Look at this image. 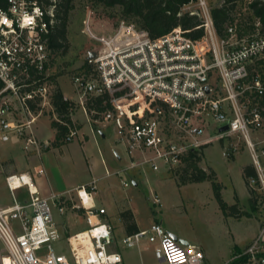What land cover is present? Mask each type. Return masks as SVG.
I'll return each mask as SVG.
<instances>
[{
    "label": "built area",
    "instance_id": "1",
    "mask_svg": "<svg viewBox=\"0 0 264 264\" xmlns=\"http://www.w3.org/2000/svg\"><path fill=\"white\" fill-rule=\"evenodd\" d=\"M194 1L199 10L191 9ZM252 1L242 3L245 12ZM185 7L201 18L198 27L204 32L199 38L181 26L152 37L127 19L99 34L91 27L89 11L84 32L96 44L85 52L72 77L77 99L64 98L80 107L92 124L113 127L131 157L129 167L148 166L156 172L182 166L191 152L207 144L205 135L213 120L219 135L245 140L257 172L249 183L260 182L264 193V74L257 69L264 65L262 21L256 17L251 31L240 34L236 18L221 36L207 0H192ZM53 24V6L45 9L39 0H7L0 7V141L18 137L26 151L43 147L32 130L39 115L48 111L60 120L52 101L58 82L49 73L54 64L48 43ZM96 97L103 99L105 109L89 113L88 102ZM14 112L20 119L12 116ZM74 114L65 144L79 132ZM225 125L228 129L221 131ZM5 181L13 202L0 206V240L6 253L0 264H124L119 244L134 247L142 239L155 244L154 255L161 262L205 264L200 246L183 243L160 222L116 241L107 209L95 204L86 185L76 188L78 200L72 207L84 210L87 228L65 237L55 210L65 213L69 198L41 195L30 172L10 173ZM122 183L130 186L125 179ZM22 188L28 192L25 202L17 198ZM153 199L161 204L158 195ZM61 240H66L68 253L57 250L55 243ZM232 262L264 264V225L257 237L222 264Z\"/></svg>",
    "mask_w": 264,
    "mask_h": 264
},
{
    "label": "rangeland",
    "instance_id": "2",
    "mask_svg": "<svg viewBox=\"0 0 264 264\" xmlns=\"http://www.w3.org/2000/svg\"><path fill=\"white\" fill-rule=\"evenodd\" d=\"M207 1L211 8L221 3L220 0ZM74 4L75 8L71 12L68 24V48L65 52L60 53V55L56 57L49 73L55 76L60 88H62L70 98L77 99V95L74 92L72 77L83 64L85 52L88 48L93 47V45L96 44V41L92 40L84 32V28H86L84 26V21L86 20L89 11H91V27L99 34L109 32L121 19H127L135 23L137 22L133 18H125L119 7H105L102 4H95L93 0H75ZM191 6V9L193 10L200 9L195 1ZM244 6V4L238 6V10L242 13L245 12ZM183 10L188 11L185 6L183 7ZM257 69L264 74V65H257ZM79 109L81 108H77L76 112H79ZM81 112H83L82 109ZM51 115V112L47 111L37 117L39 123L45 124L43 127L45 140H48L52 136L50 119L53 117ZM12 116L16 119H20L19 112H14ZM256 135L262 137L261 133H257ZM205 138L210 141L203 145L199 150L198 156L201 158L198 162L199 166L207 170V172L214 169L218 173L216 179L218 178L217 180H219L222 185L224 184L226 186L227 189L225 190L224 195L227 200L233 201V196H235V186L240 194L238 206L240 210L249 211V215L246 214L244 217L240 218H235L232 215H229L233 217V220L227 222L223 218L220 219L217 216V213H213L212 208L206 210L200 209L198 207L199 201L202 200V196H205L207 193V185L205 183H212L210 180L201 181L205 182L201 185H190L180 192L182 194V199H184L188 208L187 214H181L178 206L182 203V200L179 197V191L176 189V183H199V181H193L191 179L193 172L192 169H187L186 161L182 166L174 168L169 174H166V176L162 175L166 180H157L158 178L156 179V176H152L154 171L148 167V174H144L149 178L148 181L146 180L144 184L142 180H140V183L143 185L140 187V190L144 193H141L137 200L138 206L136 211L139 220L142 223L146 220H150V209L154 210L157 214L160 212L159 215L164 217L166 224L172 229L174 228L179 235H186V237L192 242H194L195 237H197L204 241L211 251L219 250L225 252L227 257H231L232 252H229V250L232 249L231 251H233L235 246L232 245L233 240L229 235L230 230L233 231V235L234 233L237 235L239 240L244 241L250 239L252 236L254 239L260 234L264 225V193L260 188V182L256 183L254 186H251L250 184V187L256 190L255 197L257 200V209H251L250 198L247 196L246 183L242 175L241 167L252 161V158L250 151L247 148V143L243 138L236 135H219L217 125L213 120H210ZM16 140V137L13 136L9 143H7L8 145L6 143H0V206L2 207L11 205V202L13 201L11 192L6 185L5 178L7 175L6 171H8L7 169L12 166L13 159H16L14 157H9L5 148L6 146L13 147L14 143L18 142V140ZM21 141H19L20 144L17 148L18 154L22 158V155H25L26 158H28L32 153L23 148ZM77 142L76 144H79L80 146L81 143ZM79 150H76V152L73 153L75 159L79 156L78 154L82 153L81 147ZM262 163L264 165V157H262ZM76 169L78 172L70 173L71 179L84 176L87 174L86 171H88L85 161L82 160L76 162ZM99 170L100 172H102V170L104 171L103 166H100ZM61 175L63 176V174ZM126 179H128L130 186L124 187L122 183L118 181L121 190L124 194L126 193L128 196L132 195L134 198L133 194H135L136 187L129 176H127ZM63 181L66 184L70 183L66 177H63ZM156 189L162 198L161 207L154 203L152 197V191H155ZM26 192L25 190L22 191L17 198L23 202L27 201L28 195ZM147 195H150V198H146ZM77 200L68 199L66 201V213H71L72 215L67 214V216L59 218V225L66 232L68 231L69 235L72 234L70 233V224H73L75 228V226L79 225L81 222L78 220L85 219L82 209L72 207L73 203L77 202ZM107 220L113 226L116 241H118L121 238L119 234V226L116 218L111 216L108 211ZM83 230H85V228L80 229V231ZM55 246L58 251H63L65 253L69 252L66 240H61V243L56 242ZM118 249L125 257L124 264H127L128 262L129 264H167L155 258L153 252H151V249L149 248V242L146 239H142L134 247H126L120 243ZM5 254L4 245L0 240V260Z\"/></svg>",
    "mask_w": 264,
    "mask_h": 264
},
{
    "label": "crops",
    "instance_id": "3",
    "mask_svg": "<svg viewBox=\"0 0 264 264\" xmlns=\"http://www.w3.org/2000/svg\"><path fill=\"white\" fill-rule=\"evenodd\" d=\"M62 92L64 96L74 100V98H70L64 92L63 89ZM73 118L75 120V123L79 124L78 135L76 136L74 141L64 144L61 147H56L52 144L56 136V129H54L51 124L52 119H50V125L52 127V136L48 140L44 139L43 127L45 124L39 123L38 120L36 119L35 123L33 124L32 130L37 140L43 143V147L41 151L33 149L29 151L32 153V155L28 156V158H26L25 155H22L23 156L22 158L18 154V150H17L18 145L20 144L19 141H21V139L16 137L18 142L14 143L13 147L6 146L5 148L7 155L9 157H14L16 159V160L13 159L12 166L7 169L8 170L6 171L7 175L14 172H30L36 181L37 188L41 195L50 196L52 194H63L66 198H69L70 200L71 198L73 200L74 199L77 200L76 188L81 185H86L88 189L92 190L93 192L95 204L100 207H105L109 212V214L116 218L119 226V234L121 237H123L126 234V231L123 225V221L120 218V212H122L125 209H131L134 213L135 220L139 229H146L152 223L160 222L169 232H171L181 240L187 241L188 243H193V244L196 243V245L200 246L205 252V264H222L223 262L227 261L233 256L234 249L233 251H231L232 249L229 250V252H232V255L231 257H227L225 252L219 250L211 251L207 247V244L204 241L198 239L197 237H195V241L192 242L186 237V235H181V234L179 235V233L174 228L172 229L166 224L164 217L159 215L160 212L159 214H157L155 213L154 210L150 209L149 211L151 214L150 220H146L145 222L142 223L139 220L136 208L138 206L137 200L140 197V194L144 193L143 191L141 192L140 190V187L143 186L140 183V180H142V182L145 184V181L146 180L148 181L149 179L147 176L144 175V174H148V166H145V168L129 167L131 163V157L127 154L125 146L120 142H118L116 133L114 132L112 126H101L98 124L95 126V124H92V122L88 120L86 114L84 112H81V109H79V112H76L73 115ZM9 141L8 142L0 141V143L7 144L9 143ZM77 141L81 143L80 146L79 144H76ZM21 143L23 146L22 141ZM80 147L82 153L81 154L77 153L79 156L75 159V157H73V153H75L76 150H79ZM81 160L85 161L87 165L88 168V171H86L87 174L84 176L77 177L75 179H71L70 173L78 172V170L76 169V162H79ZM250 164L253 165V161H250L242 165L241 171L243 177H244V173H243L244 167ZM100 166H103L104 171L102 170V172H100L99 170ZM41 168L44 170V172L39 174L38 171ZM118 171H120L121 173L117 174ZM61 174H63V176ZM166 174H169V172L154 171L152 176L154 177L156 176V179L158 178L157 180H166V178L163 177L166 176ZM216 175L218 177L217 172ZM127 176H129L132 179L136 187L135 194H133L134 198L132 195L128 196L126 193L124 194L121 190L120 183H122V179L128 181V179H126ZM63 177H66L70 183L66 184L63 181ZM203 183L205 182L192 183V184L176 183L177 185L176 189L179 191V195H180L179 197L182 200V203L179 204L178 206L181 214H187L188 208L184 199H182V194L180 192L186 189L187 187H189L190 185H201ZM93 184L96 186L95 189H93ZM205 184L207 185V193L205 196H202V200L199 201L198 207L204 210L208 208H212L213 213H217V216L220 219L223 218L227 222L232 221L233 217L229 215L228 216L225 215L223 210L221 209L219 202L215 196L213 184L212 183L210 184L205 183ZM122 185L124 187H128L125 186L123 183ZM221 186H222L221 195L223 199L229 205L238 204V199L240 194L237 188L233 185L235 196H233L234 197L233 201L232 200L230 201L227 200L224 195V192L227 189L226 186L224 184L223 185L221 184ZM24 190L25 192L27 191L26 188H22L18 190L17 196L21 194L22 191ZM246 192H247V196L250 198L249 188L247 184H246ZM26 193L28 195V192ZM154 194L158 195L159 198L161 199V204H159L161 207L162 198L157 192V189L155 191H152V197ZM146 198H150V195H147ZM82 212L85 215L84 210ZM67 214L72 215L71 213H66V212L60 213L59 210H55L56 223L63 236L67 237L74 233L80 232V229L87 228L86 219L83 218L81 220H78L81 222L79 225H76L75 228L73 224H70L71 225L70 233L72 234L69 235L68 231L66 232L59 225V218L62 216L63 217L67 216ZM229 235L233 240L232 245L238 246L240 248L245 247L253 240V236L245 241L239 240V238H237V235H235V233L233 235V231L231 230L229 231ZM149 248L151 249V252H153L154 254L155 244L149 243ZM123 258L125 262V257L123 256ZM127 264H129V262Z\"/></svg>",
    "mask_w": 264,
    "mask_h": 264
},
{
    "label": "trees",
    "instance_id": "4",
    "mask_svg": "<svg viewBox=\"0 0 264 264\" xmlns=\"http://www.w3.org/2000/svg\"><path fill=\"white\" fill-rule=\"evenodd\" d=\"M192 0H93L95 4H102L105 7H119L125 18H133L137 24L146 29L152 37H159L167 34L174 28L181 26L193 38H199L203 35V28L198 27L201 24V18L197 14H191L189 11H184L183 7ZM221 3L211 10V15L217 32L224 36L227 25L230 22H235L238 18L239 32H249L252 29V22L255 18H260L264 26V0H253L249 4V10L241 12L238 6L242 5L244 0H220ZM42 6L47 9L49 6L54 8V24L51 26V31L48 34V43L53 53V62L60 53L65 52L68 48L67 33L70 15L75 8V0H39ZM7 0H0V7H5ZM240 12V13H239ZM55 78V77H54ZM2 83L0 82V89ZM52 101L55 111L60 120L52 118L51 124L56 129L55 140L52 144L56 147H61L65 144L63 139L69 133V125L72 126V114L76 112V107L73 102L64 98V94L57 83L53 92ZM88 111L92 109L102 111L105 109L103 99L96 97L88 102ZM34 113H38V109H33ZM62 121V122H61ZM79 128V124H76ZM96 126V124H95ZM199 150L191 152L186 158L187 169H192L193 181L210 180L213 184L215 196L219 202L221 209L225 215H232L240 218L244 215H249V211L240 210L238 204L229 205L221 195V184L216 179V172L212 169L207 172L200 167L198 162ZM244 179L249 188L251 209H257L256 190L250 187L249 178L257 177V172L254 165L244 167ZM156 213V212H155ZM120 218L123 221L126 234H134L140 229L136 223L134 213L131 209H125L120 212ZM241 248L235 246L233 254ZM233 264V262H232Z\"/></svg>",
    "mask_w": 264,
    "mask_h": 264
},
{
    "label": "water",
    "instance_id": "5",
    "mask_svg": "<svg viewBox=\"0 0 264 264\" xmlns=\"http://www.w3.org/2000/svg\"><path fill=\"white\" fill-rule=\"evenodd\" d=\"M228 129V125H225V126H223V127H221V131H225V130H227ZM183 243H185V244H187L188 242L187 241H184V240H181Z\"/></svg>",
    "mask_w": 264,
    "mask_h": 264
}]
</instances>
